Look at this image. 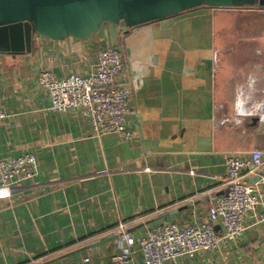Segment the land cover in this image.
Masks as SVG:
<instances>
[{
	"label": "crops",
	"instance_id": "0c3cea01",
	"mask_svg": "<svg viewBox=\"0 0 264 264\" xmlns=\"http://www.w3.org/2000/svg\"><path fill=\"white\" fill-rule=\"evenodd\" d=\"M113 47L132 140L95 136L80 109L52 110L38 82L44 71L88 76ZM0 103V161L38 160L29 188L0 200V264H113L120 225L136 239L164 223L201 225L225 194L226 157H264V8L201 7L128 33L105 24L86 41L37 37L32 53H0ZM178 264H264V223Z\"/></svg>",
	"mask_w": 264,
	"mask_h": 264
},
{
	"label": "built area",
	"instance_id": "2783aa9c",
	"mask_svg": "<svg viewBox=\"0 0 264 264\" xmlns=\"http://www.w3.org/2000/svg\"><path fill=\"white\" fill-rule=\"evenodd\" d=\"M125 61L116 47L100 49L94 70L88 76L57 78L44 71L38 82L50 96L51 109L66 112L80 109L90 121L95 136L118 135L132 140L134 132L126 119L135 113L130 93L120 80ZM7 117L0 103V121ZM227 194L218 197L201 225L164 223L136 239L120 225L122 251L111 257L113 264H178L193 261L204 253H218L228 242L245 237L264 223V157L255 150L249 156L228 155L225 161ZM38 172L34 154L0 161V200L25 192ZM259 176V180L250 182ZM136 249V250H134ZM140 252L142 261L135 260Z\"/></svg>",
	"mask_w": 264,
	"mask_h": 264
},
{
	"label": "water",
	"instance_id": "95a60500",
	"mask_svg": "<svg viewBox=\"0 0 264 264\" xmlns=\"http://www.w3.org/2000/svg\"><path fill=\"white\" fill-rule=\"evenodd\" d=\"M244 6L264 8V0H0V53H32L37 37L86 41L105 24L128 33L134 27L201 7ZM257 180L259 176L251 183ZM117 238L103 239L91 247Z\"/></svg>",
	"mask_w": 264,
	"mask_h": 264
}]
</instances>
